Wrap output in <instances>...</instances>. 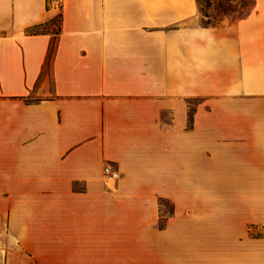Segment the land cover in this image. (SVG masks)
Masks as SVG:
<instances>
[{"label":"crops","instance_id":"crops-1","mask_svg":"<svg viewBox=\"0 0 264 264\" xmlns=\"http://www.w3.org/2000/svg\"><path fill=\"white\" fill-rule=\"evenodd\" d=\"M0 264H264V0H0Z\"/></svg>","mask_w":264,"mask_h":264},{"label":"trees","instance_id":"trees-1","mask_svg":"<svg viewBox=\"0 0 264 264\" xmlns=\"http://www.w3.org/2000/svg\"><path fill=\"white\" fill-rule=\"evenodd\" d=\"M53 0H46L47 8ZM202 23L205 27H217L225 19H234L245 16L244 12L251 8L254 0H196ZM62 24V13L46 24L34 27L28 31L29 34L51 33L59 35Z\"/></svg>","mask_w":264,"mask_h":264},{"label":"rangeland","instance_id":"rangeland-1","mask_svg":"<svg viewBox=\"0 0 264 264\" xmlns=\"http://www.w3.org/2000/svg\"><path fill=\"white\" fill-rule=\"evenodd\" d=\"M53 1H56V2L60 3L61 0H53ZM250 9L251 8L247 9L244 12V14L245 15L248 14L250 12ZM237 18L238 17L236 16V18L230 19V20H234L235 21ZM194 105H196L198 107V105H199L198 100L192 102V105H191V110H192L191 111V114H193L194 109L197 108V107H194ZM76 189H80V188L76 187ZM160 206H161V209L163 211V215H168L172 211V209H173L172 203L170 201H166V200L161 201L160 202Z\"/></svg>","mask_w":264,"mask_h":264},{"label":"built area","instance_id":"built-area-1","mask_svg":"<svg viewBox=\"0 0 264 264\" xmlns=\"http://www.w3.org/2000/svg\"><path fill=\"white\" fill-rule=\"evenodd\" d=\"M104 175L109 180H117L120 177L118 171L114 170L111 166L105 167Z\"/></svg>","mask_w":264,"mask_h":264}]
</instances>
